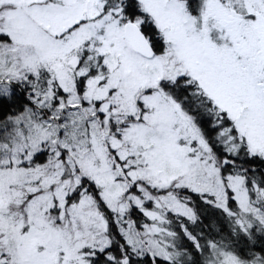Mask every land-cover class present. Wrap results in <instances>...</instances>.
<instances>
[{
  "label": "snow or ice",
  "instance_id": "6c2138e0",
  "mask_svg": "<svg viewBox=\"0 0 264 264\" xmlns=\"http://www.w3.org/2000/svg\"><path fill=\"white\" fill-rule=\"evenodd\" d=\"M0 264H264V0H0Z\"/></svg>",
  "mask_w": 264,
  "mask_h": 264
}]
</instances>
